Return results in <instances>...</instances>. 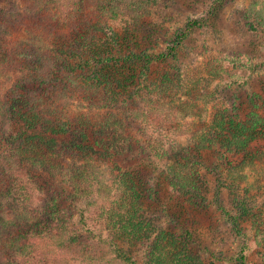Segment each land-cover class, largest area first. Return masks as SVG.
I'll return each mask as SVG.
<instances>
[{
  "label": "trees",
  "instance_id": "1",
  "mask_svg": "<svg viewBox=\"0 0 264 264\" xmlns=\"http://www.w3.org/2000/svg\"><path fill=\"white\" fill-rule=\"evenodd\" d=\"M11 1L0 6L9 21L0 20V264H139L136 255L144 264H207L190 231L164 223L165 195L147 169L162 162L157 185L192 211L206 206L213 183L205 153L216 148L239 156L221 181L238 211L230 217L237 233L249 223L264 264V95L253 89L231 105L222 98L247 81L219 63L232 58L177 64L178 45L153 52V0H75L78 19L63 11L68 0ZM85 3L99 20L89 23ZM177 117L191 124L184 131L196 128L192 138L176 135L184 132ZM148 119L170 122L154 123L165 138L143 151L142 163L130 162L138 143L130 131ZM236 264H249L246 255Z\"/></svg>",
  "mask_w": 264,
  "mask_h": 264
},
{
  "label": "rangeland",
  "instance_id": "2",
  "mask_svg": "<svg viewBox=\"0 0 264 264\" xmlns=\"http://www.w3.org/2000/svg\"><path fill=\"white\" fill-rule=\"evenodd\" d=\"M61 1L66 2V0ZM74 1L68 0L66 2L67 8L64 7L63 11L68 14L71 13L70 15H74L76 19L82 18L83 13L80 15L75 12L78 3H74ZM11 4V0L0 2V6L5 9ZM86 4L89 6L87 15L89 23L99 20L94 8L89 3ZM216 4L217 0H153L151 8L154 11L153 14L156 15V32L152 43L147 45L153 48V52H169L171 46L178 45L180 60L177 64L193 63L194 61V64L197 65L198 58L209 60L208 58L211 59L217 56L223 59L224 56L228 55L232 59H223V63L221 61L219 63L230 69L231 72L240 73L247 81L245 83L242 80L245 84L240 86L224 88L221 91L222 98L231 105L232 97L246 98L253 89L260 90L264 95V24L262 26L258 24L264 21V0H224L220 6L224 5L220 13L216 12L214 14V7L218 6ZM43 6L46 7L45 2ZM1 13L0 10V20L5 21V23L9 22L8 19L2 17ZM246 14L249 15V20ZM57 18L65 19L66 17L61 13ZM69 18L72 19L71 16ZM76 19H72L71 22H76ZM53 20L56 19L53 17ZM194 20L202 21L205 27L197 30V32H188V23ZM250 20L254 22L255 28L250 26ZM117 24L120 25L119 29L121 30V22L118 21ZM184 31L188 33L186 37L181 39L180 34ZM23 36H26V34L23 33ZM203 46H207V48ZM170 62L174 65L176 61L171 58ZM188 71L192 72L191 69H188ZM213 87L208 88V93L214 90ZM70 102L73 108L79 104L74 99ZM198 103L203 105L205 102L199 100ZM140 106L139 103H136L130 107L133 110ZM205 107L204 114L206 115L214 110L211 102L205 104ZM240 108L238 106L234 109L235 112L242 114L243 111ZM126 117H128L127 114ZM177 119L178 117L175 118L174 124L183 125V131L191 126V124L186 125L185 122L187 121L177 122ZM191 119L189 120L191 121ZM163 122L154 123H159L161 124L159 127L164 128L170 125L169 121ZM154 123H150L148 119L139 126H133L130 133L136 137L138 143L135 153L128 157L130 162L142 163L143 159L139 157L143 154V151L147 150L149 155L151 153L150 145L157 144L155 142L165 138L166 131L155 130L153 128L156 127ZM195 129L180 132L176 135L183 140L190 139ZM169 134H172V132ZM155 138H158V140H154ZM206 157L209 159L207 172L212 177L213 186L206 195V206H198L192 211L190 207H181L180 202L183 200L178 199L165 182L160 186L157 185V171L163 163L157 160L158 162L148 164L147 170H149L152 185L158 187V189L162 188L163 195H165L159 205L161 206L160 212L164 223L173 226L177 234L186 235V231H190L192 233L190 240H193H191L193 248L206 260L207 264H236L237 258L241 254L246 255V262L249 264H262V259L258 253L259 247L254 240V229L251 228L248 222H243L241 225L243 232H245L243 235L238 234L235 229L230 217L231 215L237 216L238 211L234 208L235 205L221 181L224 179L222 175L227 166L233 161L236 162L239 156L232 158L216 148L205 153ZM253 180L254 177L251 175L244 186H247ZM75 219H77L76 214ZM75 225L82 230L77 220H75ZM136 258L139 264H144V258L142 259L139 255H136Z\"/></svg>",
  "mask_w": 264,
  "mask_h": 264
}]
</instances>
